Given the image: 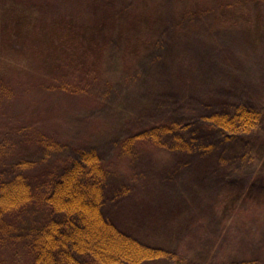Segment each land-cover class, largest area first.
<instances>
[{"label":"trees","instance_id":"16d2710c","mask_svg":"<svg viewBox=\"0 0 264 264\" xmlns=\"http://www.w3.org/2000/svg\"><path fill=\"white\" fill-rule=\"evenodd\" d=\"M28 2L44 16L18 14L3 27L0 46L5 35L9 51L23 53L38 26L39 35H59L52 49L30 54L22 71L0 67V242L17 243V230L29 228L25 264H157L178 256L152 236L163 227L171 234L172 226L180 235L181 222L197 218V211L187 218L194 209L221 201L230 218L253 202L264 228V166L252 161L264 149V0ZM64 13L74 15L62 28ZM30 70L41 73L26 75ZM132 88L140 90L135 100ZM179 97L193 119L178 114ZM102 113L112 118L106 130H90ZM67 127L74 132L63 138L56 128ZM103 134L113 142L109 159L81 143ZM73 136L77 156L34 183L36 170L69 149ZM149 144L170 156L156 176L139 173L135 163L150 155ZM32 146L40 158H31ZM125 159L133 180L120 172ZM184 171L192 173L186 184ZM159 179L163 202L136 192ZM210 187L223 199L209 201ZM35 204L38 219L30 214ZM252 224L250 232L259 226ZM246 243L253 248L245 258L222 264H261L264 229Z\"/></svg>","mask_w":264,"mask_h":264},{"label":"rangeland","instance_id":"374dc122","mask_svg":"<svg viewBox=\"0 0 264 264\" xmlns=\"http://www.w3.org/2000/svg\"><path fill=\"white\" fill-rule=\"evenodd\" d=\"M29 1V0H28ZM27 0H0V39L3 36L2 34V29L3 27L9 23L14 17L18 19V14H30L33 16V20L37 19L39 15H44L41 14L39 10H36L34 13L32 9L33 4L32 2H28ZM29 3V4H28ZM31 4V5H30ZM66 4H69L66 2ZM147 12L149 11V6L146 8ZM152 13V12H151ZM149 13V14H151ZM47 18L48 13H46ZM74 15L72 13H64L63 15V20L61 21L62 23V28H65V22L66 20H69V17ZM49 20V19H48ZM85 21L83 19H79V23L83 24ZM14 31V25L11 23L9 25ZM52 27L54 29V34H57L58 30L56 27H54V24H52ZM40 26H38V29L36 33L31 34V36L34 37V39L29 43L26 44V46H21L24 51L23 53H16V50L14 51H9V48L7 46V39L4 35L5 41H3L2 45L0 47H3V49L0 48V67H3L2 69H13L16 71H22L20 68H23V65L26 64L29 55L36 52L39 53L42 49H52L50 46V43L53 44L55 40H57V36H49L48 32L47 33H42L44 35H39V30ZM51 30V29H49ZM10 30L9 32H11ZM8 32V33H9ZM58 32H60L58 30ZM40 37H43L42 39H39ZM21 40V37H20ZM17 39V42L20 41ZM28 40V37L24 40L26 42ZM31 40V39H30ZM21 42H23L21 40ZM27 43V42H26ZM30 45V47H29ZM18 47V45L16 46ZM30 59V58H29ZM152 71V69H149ZM38 72L40 74V70H30L26 73H34ZM20 76H24L23 73L20 74ZM258 85H259V91H260V98L261 101L264 100V78H259L258 79ZM133 90V100H135L140 93V90ZM32 98V97H31ZM177 103H175L176 108H178V114L183 117H189L193 119L192 116L187 115L182 109L187 105V102H182L183 100L177 98ZM195 103L194 100H190ZM22 104V103H21ZM192 104H190L191 106ZM92 114V112H90ZM98 114L99 117H94L93 119H98L97 120V125L95 127L90 128V130H98V131H105L107 127V123L105 121L111 122L112 118L110 117L109 114L102 113ZM93 117V116H92ZM109 124V123H108ZM58 131V134L62 135L63 138H66L67 136L71 135L74 131H72L69 127L67 128H56ZM84 135H82L83 137ZM88 136V135H87ZM86 136V137H87ZM81 137V138H82ZM258 144L259 146L261 145L263 147L264 145V127L261 129V135L258 136ZM74 140H71L70 148L66 150L63 149L60 153H57L54 157V160L49 162V165H47L46 168L43 166L39 167L35 175L37 178L35 179L34 183L37 182H42L46 178V174L48 171H52L54 168L58 167L59 164L61 165L62 163L64 164L67 159L69 160L70 158H75L77 156L76 149L80 148L79 146L77 147L78 144H80L79 140L76 139V136H73ZM107 138L110 137H105L103 134L99 138H92L90 141L86 139L85 141H82V144L88 143L86 146L92 147L94 150H97L101 155L103 153H106V158L109 159L112 157V143L111 141L106 140ZM261 138V139H260ZM78 140V141H77ZM83 140V139H81ZM80 140V141H81ZM88 141V142H87ZM75 143V144H73ZM77 143V144H76ZM257 144V146H258ZM147 149L150 150V155H147L146 153H142L138 156V158L135 159L136 166L138 168L139 173L145 174L148 176H156L159 175L160 172L163 171V165L168 162L170 156L169 152H159L160 149L154 147L153 145L149 144L146 145ZM18 147V146H17ZM75 148L74 150H71ZM258 148V147H257ZM20 148H17L14 150L16 153H21ZM23 149V148H22ZM159 149V150H158ZM221 150V149H220ZM35 152L36 154H32L33 157L31 158H40L41 156H38V153L40 151H36V146L29 147L28 152ZM262 152H259L257 155L255 154L254 157H252V161L255 164V166H264V149ZM257 152V151H256ZM253 155V154H252ZM130 159V158H129ZM131 160V159H130ZM198 160V155L196 157V160ZM128 159L123 160L119 166H120V172L123 173V175L126 178H131L129 172L130 167L128 164ZM174 165V163H173ZM143 172H142V170ZM119 171V170H118ZM119 173V172H118ZM120 174V173H119ZM190 171H184L180 173L181 181L185 182L184 184L188 183V180L191 176ZM179 179V178H178ZM124 180V178H123ZM122 180V181H123ZM133 180V179H132ZM180 181V179H179ZM120 181H116V184H119ZM134 183V181H133ZM131 183V185L134 187L135 185ZM36 185V184H35ZM181 185V184H180ZM163 186V181L162 179H159V181H155L154 183H149V182H144L142 184H139L135 190L136 192H141L143 195H151L153 197H158L156 198L157 201L163 202L162 194L163 192L160 191V187ZM177 185L171 186L169 189L173 191V189H177ZM210 190L205 191V195L209 201H213L215 199L219 200V197L223 199V193H219L218 188L211 187L209 188ZM42 191H44V188H41ZM46 191V190H45ZM39 197V193L36 192ZM161 193V194H160ZM159 194V195H158ZM140 195V194H139ZM146 197V196H144ZM113 208L115 205L111 203ZM247 206H249L247 208ZM223 207L224 203L219 202L216 204L214 209L212 208H207L206 210H202L201 212L198 209H194L190 215L187 216V218H190L195 211L196 212V219L190 220L188 223L186 222H181V226L184 230L180 235H175L176 230L174 232V227L172 226L170 228V231L172 232L171 234L168 233V231L165 232L164 227L163 229L160 230V236H152V239L154 242L158 244H163V242H169L170 244L173 245V247L176 249L177 256L178 258L170 259V260H165V261H160L157 264H222L226 262L227 260H236V259H241L242 257L245 258L247 254L250 253V248L249 243H246L245 245L242 244V239L245 238L246 236H249V233H252L256 238L259 235V232L261 229H264L263 226L261 225L262 221L258 219V211H257V205L253 204V202H248L245 203V205H242V207H245L244 209L241 207L239 211L236 213H232L231 217L228 218L229 214H225L223 212ZM259 208V207H258ZM32 213L31 215L35 212V218L38 219L36 216L42 209H39L36 204L34 206H31ZM211 210V213H207L208 211ZM44 212L47 211V209L43 210ZM261 212L264 213V209L261 210ZM42 214V212H41ZM30 215L27 216L26 221L29 219ZM264 216V215H263ZM264 218V217H262ZM220 219V221H219ZM254 219L257 220L258 225H255L254 229L252 232H250L251 227H253L254 224ZM193 221V222H192ZM186 223V224H184ZM188 224V225H187ZM29 228L25 231V229L22 227L18 229L17 231V236H19V242L16 243V241H10V239H5L4 241L0 242V264H25L27 260V246L26 243H24L25 240V235L27 234ZM250 230V231H249ZM246 231L248 233H246ZM175 233V234H174ZM171 235V236H169ZM174 239V240H173ZM261 258L259 260V263L262 264V261H264V252L261 253ZM95 264V263H91Z\"/></svg>","mask_w":264,"mask_h":264}]
</instances>
